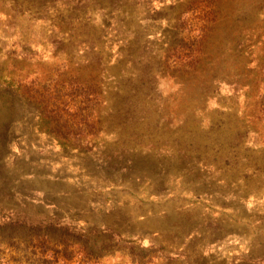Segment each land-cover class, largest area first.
Listing matches in <instances>:
<instances>
[{"label": "rangeland", "instance_id": "obj_1", "mask_svg": "<svg viewBox=\"0 0 264 264\" xmlns=\"http://www.w3.org/2000/svg\"><path fill=\"white\" fill-rule=\"evenodd\" d=\"M240 5L0 0V264H264V6Z\"/></svg>", "mask_w": 264, "mask_h": 264}, {"label": "trees", "instance_id": "obj_2", "mask_svg": "<svg viewBox=\"0 0 264 264\" xmlns=\"http://www.w3.org/2000/svg\"><path fill=\"white\" fill-rule=\"evenodd\" d=\"M240 10L244 13V14H247L248 16H251L253 14H256L258 8L260 6H264V0H240ZM246 15V16H247ZM226 26V25H225ZM237 26V25H236ZM238 27V26H237ZM223 30H226V27L223 28ZM255 29H250L249 31L250 32H253ZM238 33L241 35L243 34V30L242 29H238L237 30ZM257 31V30H256ZM240 37H238L237 39H239ZM254 38H255V35H254ZM255 42H253V49L257 48L258 44H255L257 43V37L255 39ZM264 41V40H263ZM237 44L239 45H243V41H240V40H237L236 41ZM202 54V53H201ZM205 55V53L203 54ZM253 67L255 68V70L253 72H251L249 75V78H256L255 81H256V84H258V86L261 87V85L264 87V67L258 65V64H253ZM230 84L234 87H238L242 90L243 87H247V89H250V86L253 88V85H252V82H251V85H248L246 80L244 81L243 79H240V78H234V81L230 80ZM248 85V86H247ZM262 106H264V100L262 101ZM35 228V227H34ZM42 238H39L40 240V245H41V250L43 249V253L45 254L46 252L49 251L50 249V246L48 244V241L47 240H41ZM55 242V241H54ZM53 248H51V251L53 253V256H54V259L56 260H52L51 263L52 264H56L57 263V259H58V251L57 249L55 248L56 245H58V243L55 242V244H53ZM72 245L74 244H68V248H70ZM79 250H83L84 252V257H86L87 260H89L90 258V255L88 254V249H87V246L86 245H82L80 246V249ZM56 257V258H55Z\"/></svg>", "mask_w": 264, "mask_h": 264}]
</instances>
